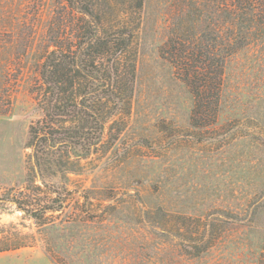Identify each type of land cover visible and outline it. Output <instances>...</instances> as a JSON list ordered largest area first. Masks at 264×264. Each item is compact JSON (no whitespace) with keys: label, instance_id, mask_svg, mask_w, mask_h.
Listing matches in <instances>:
<instances>
[{"label":"rangeland","instance_id":"374dc122","mask_svg":"<svg viewBox=\"0 0 264 264\" xmlns=\"http://www.w3.org/2000/svg\"><path fill=\"white\" fill-rule=\"evenodd\" d=\"M130 1L119 5L138 25L124 129L70 159L63 208L36 219L13 200L54 197L28 145L56 3L0 0V264H264V43L228 59L217 124L193 128V98L160 50L173 29L200 33L206 0H144L136 13Z\"/></svg>","mask_w":264,"mask_h":264},{"label":"trees","instance_id":"16d2710c","mask_svg":"<svg viewBox=\"0 0 264 264\" xmlns=\"http://www.w3.org/2000/svg\"><path fill=\"white\" fill-rule=\"evenodd\" d=\"M54 2L34 88L42 117L30 125L28 145L32 168L54 197L49 206L36 208L13 200L36 219L63 208L68 174L75 173L70 159L86 160L106 145L105 139L115 142L121 135L137 78L138 25L130 24V14L119 9L121 0ZM143 2L131 0L127 9L136 13ZM199 14L200 33L173 29L160 53L191 94L190 124L201 129L218 122L228 59L251 44L264 43V0H206V13ZM47 178L56 179L59 186L47 184Z\"/></svg>","mask_w":264,"mask_h":264}]
</instances>
